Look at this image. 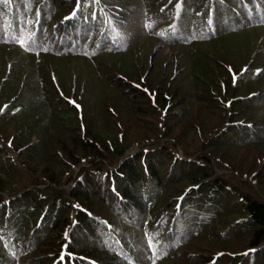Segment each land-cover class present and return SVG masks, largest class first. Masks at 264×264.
<instances>
[{
	"label": "trees",
	"instance_id": "trees-1",
	"mask_svg": "<svg viewBox=\"0 0 264 264\" xmlns=\"http://www.w3.org/2000/svg\"><path fill=\"white\" fill-rule=\"evenodd\" d=\"M109 1L0 0V264H264V0Z\"/></svg>",
	"mask_w": 264,
	"mask_h": 264
},
{
	"label": "rangeland",
	"instance_id": "rangeland-1",
	"mask_svg": "<svg viewBox=\"0 0 264 264\" xmlns=\"http://www.w3.org/2000/svg\"><path fill=\"white\" fill-rule=\"evenodd\" d=\"M160 0L157 2V3H159L160 4ZM114 3V0H110L109 1V4L110 5H112ZM115 4V3H114ZM129 4H131V3H129ZM143 5H145L146 6V8H145V11H149V9H150V6H148V5H150V3L148 4V3H144ZM155 5V4H154ZM139 10H140V12L143 10L142 9V6H139ZM125 30H128V32H127V35H128V38L130 39V40H132V39H134V35H135V37L139 34V30L140 29H135L134 31L132 30V27H131V29H129L128 27H126L125 26V28H124ZM153 29V28H152ZM135 41V40H134ZM156 46V45H155ZM155 46H153V43H149V44H147L146 45V49H145V55H146V57H150V56H152L151 54H152V52H154V47ZM160 46V49H159V51H161V52H164V54H166L165 52L167 51V49L165 48V47H163L162 46V44H160L159 45ZM169 52H167V54H168ZM172 53H174V52H172ZM169 55V54H168ZM57 63V66L59 67V69L60 68H62L61 70H58V71H60V72H62V71H64V69L66 68V69H72L74 72H76V73H80V72H82V70H84L87 66H88V63H86V61L85 60H82V59H77V60H75V61H72V62H69L68 64H67V66H64L63 65V63H61L60 61H57L56 62ZM58 63H59V65H58ZM101 64H99V66H100ZM100 67H102V66H100ZM99 67V68H100ZM102 70L103 71H105V72H107L106 71V69L105 68H102ZM239 69H237V71H238ZM109 72H110V75L111 76H113L115 73H117L116 71H114V72H111V70H108ZM105 72L104 73H102L103 74V78H107V77H109V75H106L105 74ZM110 79H112V78H109L107 81L108 82H111L112 80H110ZM239 79H242V76H240L239 77ZM157 82L158 81H155V83H154V85H158L157 84ZM159 87H161L160 85H159ZM173 107H171L170 109H169V111L172 109ZM148 123H151L152 124V118H150L149 120H148ZM130 152H133L132 150H130ZM181 153V152H180ZM253 153V152H252ZM247 154V153H246ZM245 153L244 154H242L243 156L244 155H246ZM258 157L256 156V158H259L260 159V163H258V172L259 173H261V174H263L264 175V166H262V158L264 159V151H260L258 154ZM262 157V158H261ZM13 158H15V155L13 154ZM246 158H247V161L246 160H243V159H241V162H243V170H246V169H248V165L246 164V162H249V160H250V158L252 159V157H251V152H249V154L246 156ZM238 159V158H237ZM249 159V160H248ZM258 161V160H257ZM245 163V164H244ZM263 164H264V161H263ZM244 166L246 167V169L244 168ZM214 240H215V238H214Z\"/></svg>",
	"mask_w": 264,
	"mask_h": 264
},
{
	"label": "snow or ice",
	"instance_id": "snow-or-ice-1",
	"mask_svg": "<svg viewBox=\"0 0 264 264\" xmlns=\"http://www.w3.org/2000/svg\"><path fill=\"white\" fill-rule=\"evenodd\" d=\"M77 2H78V4H79V3H80V0H77ZM92 2L95 3L96 0H92ZM76 11H77V12L79 11V7H77ZM69 18H71V17H65L66 20L69 19ZM233 79H235V77H233ZM0 111H3V109H0ZM74 207H76V206L74 205Z\"/></svg>",
	"mask_w": 264,
	"mask_h": 264
},
{
	"label": "water",
	"instance_id": "water-1",
	"mask_svg": "<svg viewBox=\"0 0 264 264\" xmlns=\"http://www.w3.org/2000/svg\"><path fill=\"white\" fill-rule=\"evenodd\" d=\"M136 148H132L131 150L133 151V150H135Z\"/></svg>",
	"mask_w": 264,
	"mask_h": 264
}]
</instances>
